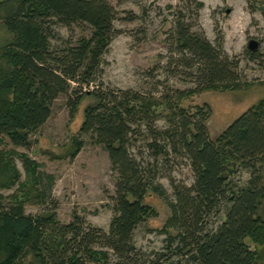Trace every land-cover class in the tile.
<instances>
[{"label": "trees", "instance_id": "trees-1", "mask_svg": "<svg viewBox=\"0 0 264 264\" xmlns=\"http://www.w3.org/2000/svg\"><path fill=\"white\" fill-rule=\"evenodd\" d=\"M196 10L202 3L194 1ZM115 10L108 0H1L0 22L12 38L0 46V175L4 186L18 182L19 173L5 157V140L28 148L30 133L51 114L53 102L67 97L74 115L85 95L95 103L83 109L77 136H88L107 152L115 175L112 216L106 230L73 214L58 220L53 209L25 213L31 200L43 204L52 178L24 157L34 194L4 202L0 194V264H264V98L237 116L215 137L207 126L209 109L194 112L181 99L204 90H236L248 85L236 73L237 62L193 29L177 13L171 60L191 76L194 85L181 92H139L128 89L83 90L95 80L101 55L115 35ZM198 14H196V17ZM85 23L88 35L72 41L60 37L55 24ZM59 40V44L53 41ZM164 106L161 110L159 107ZM158 118L163 125L157 127ZM144 135V161L134 140ZM74 138L75 154L83 145ZM136 149V150H135ZM185 158L191 184L169 178L170 215L161 249L142 252L134 242L137 226L155 215L146 195H164L156 163L171 153ZM152 161V162H150ZM247 178L241 180L240 175ZM47 179V180H46ZM28 198V200H26ZM246 240L260 246L250 248Z\"/></svg>", "mask_w": 264, "mask_h": 264}, {"label": "rangeland", "instance_id": "rangeland-1", "mask_svg": "<svg viewBox=\"0 0 264 264\" xmlns=\"http://www.w3.org/2000/svg\"><path fill=\"white\" fill-rule=\"evenodd\" d=\"M108 1L116 13V32L101 55L95 80L83 90L92 91L98 87L128 89L152 91L159 96L166 91L174 95L176 91L192 87L194 83L188 71L180 66L175 67L171 60V56L176 57L173 54L175 44L172 34L178 13L184 16L185 22L194 24L193 29L202 31L209 41L221 42L224 53L238 63L236 73L240 81L248 82L240 89H209L180 100L179 104L190 112H194L197 106L209 109L207 126L211 136L215 137L237 116L264 98V0ZM194 1L202 3L199 10H196ZM54 29L60 37L72 41L90 32L85 23L71 27L55 24ZM11 38L12 33L0 22V46ZM250 38L258 42V48L254 51L246 47ZM59 43V40L53 41V44ZM93 103L95 98L85 95L78 111L71 115L67 97L60 96L53 102L46 122L30 133L28 148L15 147L5 140V157L12 160L19 178L13 186L6 187V179L0 175V194L4 202L9 201L8 196L12 193H16L18 199L26 198V191L29 198L33 196V180L25 171L22 160L28 157L39 165V170L52 178L45 181V187H50L46 202L36 204L31 200L26 201L25 213L37 214L53 209L63 223L77 214L90 225L107 229L112 216L110 197L114 193L115 175L106 150L88 136H77L83 109ZM163 107H159V110ZM155 124L162 126L163 119L158 118ZM76 136L83 145L72 155ZM144 137L142 134L133 138L134 146L143 152L144 161L154 160L150 156L151 150L144 149ZM156 166L157 181L164 195L153 192L145 196L144 202L154 210L155 215L140 223L133 235L136 247L146 253L161 249L166 235L175 233L173 229L163 230L171 213L169 178L187 185L193 181V173L182 156L171 153L166 161H158ZM240 178L245 180L247 174H241ZM246 242L252 249L260 247L250 240ZM94 264H113V259Z\"/></svg>", "mask_w": 264, "mask_h": 264}, {"label": "water", "instance_id": "water-1", "mask_svg": "<svg viewBox=\"0 0 264 264\" xmlns=\"http://www.w3.org/2000/svg\"><path fill=\"white\" fill-rule=\"evenodd\" d=\"M246 47L248 50L254 51L258 48V42L255 39L250 38L247 41Z\"/></svg>", "mask_w": 264, "mask_h": 264}]
</instances>
